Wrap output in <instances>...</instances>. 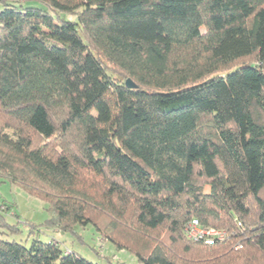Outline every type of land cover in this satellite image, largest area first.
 <instances>
[{"label": "trees", "instance_id": "16d2710c", "mask_svg": "<svg viewBox=\"0 0 264 264\" xmlns=\"http://www.w3.org/2000/svg\"><path fill=\"white\" fill-rule=\"evenodd\" d=\"M0 175L142 264H264V0H0Z\"/></svg>", "mask_w": 264, "mask_h": 264}, {"label": "rangeland", "instance_id": "374dc122", "mask_svg": "<svg viewBox=\"0 0 264 264\" xmlns=\"http://www.w3.org/2000/svg\"><path fill=\"white\" fill-rule=\"evenodd\" d=\"M205 191L210 187L206 185ZM9 225V226H8ZM0 238L31 245L34 239L58 242L64 252L72 251L98 264H142L137 256L120 249L102 236L93 223L76 224L62 230L48 200L0 175Z\"/></svg>", "mask_w": 264, "mask_h": 264}, {"label": "built area", "instance_id": "2783aa9c", "mask_svg": "<svg viewBox=\"0 0 264 264\" xmlns=\"http://www.w3.org/2000/svg\"><path fill=\"white\" fill-rule=\"evenodd\" d=\"M186 235L195 241H203L205 244L213 245L228 238V232L224 229L204 227L197 218H193L186 227ZM242 247L241 242L235 244V248Z\"/></svg>", "mask_w": 264, "mask_h": 264}, {"label": "water", "instance_id": "95a60500", "mask_svg": "<svg viewBox=\"0 0 264 264\" xmlns=\"http://www.w3.org/2000/svg\"><path fill=\"white\" fill-rule=\"evenodd\" d=\"M126 84H127V86L130 87V88H135V87H137L136 83H134V82L131 80V78H128V79L126 80Z\"/></svg>", "mask_w": 264, "mask_h": 264}]
</instances>
